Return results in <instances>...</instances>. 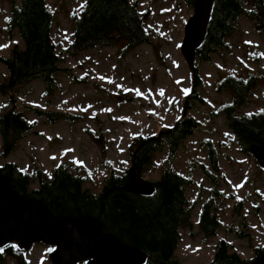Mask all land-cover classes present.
I'll return each mask as SVG.
<instances>
[{"label": "rangeland", "instance_id": "rangeland-1", "mask_svg": "<svg viewBox=\"0 0 264 264\" xmlns=\"http://www.w3.org/2000/svg\"><path fill=\"white\" fill-rule=\"evenodd\" d=\"M130 1L144 14L152 42L123 55L121 45H97L71 53L72 14L80 13L85 0H47L55 14L53 36L62 58L61 69L55 73L58 86L46 94V83L37 79L16 87L14 93L0 91V112L15 107L34 124L12 154L0 153V166L12 162L25 171L39 167L52 177L56 165H78L87 178L85 186L98 194L108 176L123 175L130 167L129 145L136 136L153 135L184 116L197 118L200 127L183 141L178 153L170 156L165 143L156 152L154 168L143 177L155 181L163 169L174 167L193 179L187 187L193 224L180 228L176 250L181 264L211 263L220 240L228 241L242 257L252 258L254 247L264 246V167L252 154L239 150L226 114L218 113L231 101V91L218 90L217 83L227 75L253 77L257 86L237 114L264 110V29L243 16L225 48L210 61L197 60L203 100L192 99L185 111L193 90V71L181 46L194 7L186 0ZM10 15L9 0H0V46L7 45L0 47V80L7 74L1 58L10 55L13 45H21L17 31L9 27ZM50 112L65 116L54 120ZM212 146L218 170L210 156ZM34 185L37 188L39 182ZM215 186L221 192L218 196L212 191ZM211 195L220 228L206 236L200 225L201 211ZM52 250L35 244L26 252L28 264H52ZM4 264L17 263L9 259Z\"/></svg>", "mask_w": 264, "mask_h": 264}, {"label": "trees", "instance_id": "trees-1", "mask_svg": "<svg viewBox=\"0 0 264 264\" xmlns=\"http://www.w3.org/2000/svg\"><path fill=\"white\" fill-rule=\"evenodd\" d=\"M9 2V27L12 32L17 31L21 45H13L10 55L1 58L6 64L7 74L0 80V91L8 94L20 85L42 79L47 85L46 94L53 93L58 86L55 73L61 69L62 60L53 36L55 14L47 0ZM186 2L194 7L196 0ZM243 16L257 22L263 30L264 0H215L208 34L197 51V60L210 61L214 53L225 48ZM72 21L74 32L69 51L73 54L97 45H121L120 51L124 55L152 42L144 14L130 0H85L80 13L72 14ZM192 71L193 90L187 97L185 111L191 107L192 99L203 100L199 92L203 79L197 65ZM256 86L253 77L244 79L234 75H227L217 83L218 90L231 91V101L222 105L218 113L226 114L239 150L248 154L254 144L264 147V110L251 114H237V110L246 103ZM13 93L11 101L15 99ZM50 115L54 120L65 116L62 112H50ZM200 125L197 118L184 116L153 135L136 136L129 145L130 167L123 175L112 173L108 176L98 194L85 186L87 178L78 165H56L52 168V177H48L42 168L25 171L12 162L1 165L0 170L21 197L43 203L53 217L93 216L101 221L104 233L147 253L146 264H181L176 250L181 237L180 228L193 224L187 194V187L193 179L180 174L174 167H168L163 169L158 180L151 181L155 187L151 196L133 193L126 186L132 175L144 176L154 168L156 152L165 143L168 144L169 155L175 156L183 141ZM33 127L34 124L29 123L15 107L8 112H0L1 155L7 157L12 154ZM210 156L214 169L218 170L214 146ZM212 177L216 179L214 175ZM36 181L39 182L37 188L34 185ZM212 191L215 196L221 194L216 186ZM214 195L204 202L201 211L200 225L206 236L215 234L220 228L218 216L212 212ZM231 248L228 241L220 240L209 264H254L257 258L264 256V246L254 247L252 258H244ZM9 259L17 264H28L27 253L20 251L15 243L0 250V264Z\"/></svg>", "mask_w": 264, "mask_h": 264}, {"label": "water", "instance_id": "water-1", "mask_svg": "<svg viewBox=\"0 0 264 264\" xmlns=\"http://www.w3.org/2000/svg\"><path fill=\"white\" fill-rule=\"evenodd\" d=\"M215 0H196L194 14L185 26L182 54L193 69L197 51L208 34ZM251 154L264 167V147L254 144ZM126 189L151 196L154 185L141 175H132ZM16 243L22 252L37 243L53 247L52 264H146L147 253L106 234L100 220L93 216L55 218L43 203L21 197L0 170V249ZM254 264H264V256Z\"/></svg>", "mask_w": 264, "mask_h": 264}, {"label": "snow or ice", "instance_id": "snow-or-ice-1", "mask_svg": "<svg viewBox=\"0 0 264 264\" xmlns=\"http://www.w3.org/2000/svg\"><path fill=\"white\" fill-rule=\"evenodd\" d=\"M0 47H7V45H4V46H0Z\"/></svg>", "mask_w": 264, "mask_h": 264}]
</instances>
